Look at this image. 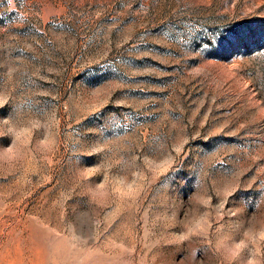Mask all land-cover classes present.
Segmentation results:
<instances>
[{
	"label": "rangeland",
	"instance_id": "374dc122",
	"mask_svg": "<svg viewBox=\"0 0 264 264\" xmlns=\"http://www.w3.org/2000/svg\"><path fill=\"white\" fill-rule=\"evenodd\" d=\"M0 264H264V0H0Z\"/></svg>",
	"mask_w": 264,
	"mask_h": 264
}]
</instances>
